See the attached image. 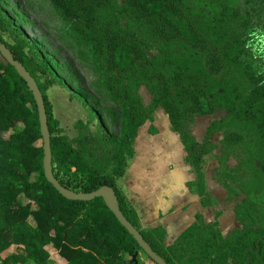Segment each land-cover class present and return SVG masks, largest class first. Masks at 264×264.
<instances>
[{"label": "trees", "instance_id": "obj_1", "mask_svg": "<svg viewBox=\"0 0 264 264\" xmlns=\"http://www.w3.org/2000/svg\"><path fill=\"white\" fill-rule=\"evenodd\" d=\"M36 1L67 35V43L78 48L79 58L91 65L97 77L95 95H87L95 107L105 112V119L121 121L115 139L95 108L70 93L89 116L74 123L77 134L69 138L46 93L54 83L67 88L53 71L60 65L15 23L0 0V41L42 94L52 172L60 184L77 192L110 186L122 214L167 264H264L260 187L235 203L240 226L222 234L216 219L204 222L197 213L165 246V228L141 229L116 184L134 153L139 127L154 119L157 108L180 137L195 175L190 187L200 195H205V180L198 163L219 119L210 121L198 141L188 128L196 117L222 110L221 119L249 128L264 151V0H215L210 9L204 6L206 0ZM141 87L149 94L148 102ZM94 119L95 132L89 128ZM42 158L32 93L0 55V264H49L50 249L64 264H131L126 260L135 251L143 253L101 197H63L46 180ZM260 161L264 167V158ZM222 186L230 198L233 192ZM4 252L8 254L2 256ZM146 261L156 264L147 256Z\"/></svg>", "mask_w": 264, "mask_h": 264}, {"label": "rangeland", "instance_id": "obj_2", "mask_svg": "<svg viewBox=\"0 0 264 264\" xmlns=\"http://www.w3.org/2000/svg\"><path fill=\"white\" fill-rule=\"evenodd\" d=\"M4 2L6 11L15 23L60 65L53 71L66 83L67 88L54 83L47 88L46 93L52 104L53 114L58 119L63 132L69 138H73L77 134L74 123L77 120L85 122L89 116L79 99L69 97L72 93L74 96L85 98L87 103L93 106L95 112L104 120L106 130L112 134L113 138H118L121 121L105 119V112L96 108L93 100L87 95H95L94 82L97 77L91 65L79 58L78 48L67 43L68 37L60 31L57 22L51 20L50 14L44 13L45 8H42L36 0H4ZM204 6L209 9L215 7V0H206ZM201 9L203 12L204 9L202 7ZM2 35L7 41H11L7 33L2 32ZM148 53L152 54L154 51ZM140 94L143 101L148 102L149 94L145 87L140 88ZM158 111H160V115H158ZM159 116L166 118L164 112L157 108L154 117L159 118ZM223 116H225V112L221 110L215 114L196 117L195 122L188 128L194 138L200 141L210 121L219 119L213 130L214 133L212 132L208 136L209 144L203 148L205 153L202 154L198 167H200L203 178L207 176L210 181L216 180V183L221 185L224 183L233 192L229 193L230 198H224V201H227V208L234 214L235 203L243 201L248 191L255 187H260L257 191L264 190V167L260 161V158H264V151L259 145V140L249 128L239 127L223 120L221 119ZM147 124L148 120L140 127V132L145 133ZM96 125L97 120L94 119L89 123L90 130L95 132ZM220 209L221 207L216 205L214 199V215H219ZM256 212L259 213L257 209H254V216H257ZM236 222L239 225L237 220ZM219 231L222 233L221 230ZM11 249L15 250V247ZM6 253L8 254V252H4L1 255L4 256ZM49 254V264H64V259L55 250L50 249ZM138 260L140 264L148 263L146 255L142 252H139Z\"/></svg>", "mask_w": 264, "mask_h": 264}, {"label": "crops", "instance_id": "obj_3", "mask_svg": "<svg viewBox=\"0 0 264 264\" xmlns=\"http://www.w3.org/2000/svg\"><path fill=\"white\" fill-rule=\"evenodd\" d=\"M168 122L167 117L159 116L148 121L145 133L139 130L143 124L139 127L132 145L134 153L127 159L124 174L116 179L125 203L134 211L140 228L164 227L163 243L167 246L196 220L197 213L204 222L216 219L223 234L238 227L233 211L227 208V201H224L227 191L220 183L205 176L204 196L190 187L195 178L194 172L185 159L186 152L178 133L171 129ZM150 125L154 127L151 132ZM214 199L221 207L217 216L213 210ZM202 200L207 203L203 205Z\"/></svg>", "mask_w": 264, "mask_h": 264}, {"label": "water", "instance_id": "obj_4", "mask_svg": "<svg viewBox=\"0 0 264 264\" xmlns=\"http://www.w3.org/2000/svg\"><path fill=\"white\" fill-rule=\"evenodd\" d=\"M0 55L4 58V60L7 63H9L14 67L18 75L25 81L27 88L32 93L37 108L40 134L42 138V149H43L42 166L46 180L49 183H51L52 186L63 197L67 199L87 201L94 197H101L107 208L112 212V214L116 217L119 223L135 239V241L138 243L143 253L156 264H167L162 259V257H160L154 250H152L149 244L143 239L140 232L122 214V212L118 207V203L114 191L110 186L102 185L90 192H81V191L77 192L63 186L62 184H60L58 179L54 177L52 172V165H51V151H50V138H49L50 135L47 127V117L45 113V106H44L42 94L34 78L30 75V73L26 70V68L22 65V63L14 59L10 50L1 41H0ZM137 255H138V251H135L130 257V259L126 260V262L131 264H137L138 263Z\"/></svg>", "mask_w": 264, "mask_h": 264}]
</instances>
